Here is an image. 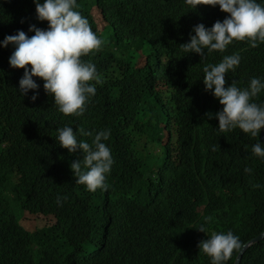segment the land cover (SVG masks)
<instances>
[{
  "label": "trees",
  "instance_id": "16d2710c",
  "mask_svg": "<svg viewBox=\"0 0 264 264\" xmlns=\"http://www.w3.org/2000/svg\"><path fill=\"white\" fill-rule=\"evenodd\" d=\"M77 4L105 43L82 57L97 64L103 83L84 115L73 117L58 110L38 77H33L38 90L20 94L24 70L10 66L15 47H4V38L18 31L31 37V25L47 30L48 22L37 18L34 0H0V246L7 247L0 249V264H211L198 245L213 232L231 231L245 244L258 237L264 232V158L255 156L252 146L264 144L263 129L256 138L238 128L219 131V121L205 113L223 106L205 91L203 68L238 54L240 64L226 80L246 88L252 78L264 80V43L252 48L234 41L201 60L183 52V39L170 38L168 44L167 33L176 29L186 36L201 23L211 28L228 16L219 5ZM117 72L114 79L111 73ZM254 101L264 104V90ZM64 126L91 131L92 137H77L90 144L99 131L112 133L115 166L108 190L97 197L76 183L70 165L83 153L59 145L58 129ZM147 161L158 179L149 178ZM58 196L68 198L62 206ZM201 225L206 233L196 230ZM43 234H52L54 242L44 252L32 246ZM237 255L226 264H235ZM241 264H264V239L246 250Z\"/></svg>",
  "mask_w": 264,
  "mask_h": 264
},
{
  "label": "clouds",
  "instance_id": "9594fccd",
  "mask_svg": "<svg viewBox=\"0 0 264 264\" xmlns=\"http://www.w3.org/2000/svg\"><path fill=\"white\" fill-rule=\"evenodd\" d=\"M34 3L37 18L47 21L48 29L31 25L29 31L35 33L33 36L29 37L24 31H18L15 35L6 36L3 41L4 47L9 44L15 47L9 58L10 66L24 70V75L19 80L20 94L24 96L29 90H38L39 85L33 79L38 77L44 81V91L54 98V103L62 114L80 117L84 115L90 99L103 83L97 64L85 62L82 57L100 51L105 41L98 38L88 19L76 10L79 7L77 0H44L43 3L34 0ZM186 3L193 9L198 5L215 8L219 5L220 10L228 16L222 22L217 20L211 28H206L202 23L197 24L192 29L194 33L189 30L186 36L176 29L169 31L167 43H170V38L177 42L183 39L180 43L183 52L197 53L202 60L213 51H226L234 41H247L252 48L257 47L258 42L264 43V0H186ZM167 60L165 56L162 59L163 63H167ZM240 60L238 54H232L224 56L215 65L204 66L205 91H210L223 106L221 111L205 115L208 119L216 118L219 121L220 132L226 133L238 128L256 138L264 130V104L256 103L254 98L264 90V80L252 78L249 86L243 89L235 81L228 84L226 75L229 71H235ZM143 64L144 59H140L138 65ZM111 75L114 79L119 76L118 72ZM155 75L159 82L162 73L157 71ZM37 98L38 91L30 99L34 102ZM78 135L92 137L93 133L83 128L74 132L72 127L64 126L58 129L57 140L70 153L82 151L83 159L73 162L70 168L76 183L86 186L85 191L88 190L90 194L97 193L94 196L97 197L108 190V180L114 170L112 166H115L112 133L110 136V130L99 131L91 144L78 140ZM174 139L176 142V138ZM213 151H216L215 146ZM252 153L264 158V144H254ZM166 160L169 162V156ZM82 164L86 170H82ZM147 165L149 178L158 179L148 161ZM244 171L250 174L252 169L246 167ZM67 199V196H58L56 202L62 206V201ZM196 230L206 233L204 225ZM51 239L52 234H43L32 246L44 252L54 243ZM246 246L231 231L226 234L213 232L210 238L200 241L198 245L200 251L211 258V264H226L234 252L239 254ZM0 249L5 252L7 247L2 245Z\"/></svg>",
  "mask_w": 264,
  "mask_h": 264
},
{
  "label": "water",
  "instance_id": "95a60500",
  "mask_svg": "<svg viewBox=\"0 0 264 264\" xmlns=\"http://www.w3.org/2000/svg\"><path fill=\"white\" fill-rule=\"evenodd\" d=\"M261 139L264 141V130L262 132V136H261ZM264 239V232L262 234H260L258 237L252 239L251 241L247 242L246 243V247L244 248V250L242 252H239L236 260H235V264H241L242 262V259H243V256H244V253L246 252V250L253 244L259 242L260 240Z\"/></svg>",
  "mask_w": 264,
  "mask_h": 264
},
{
  "label": "rangeland",
  "instance_id": "374dc122",
  "mask_svg": "<svg viewBox=\"0 0 264 264\" xmlns=\"http://www.w3.org/2000/svg\"><path fill=\"white\" fill-rule=\"evenodd\" d=\"M90 4H94L93 2H91ZM99 27L101 28V30H103V28H104V24H101V23H99ZM103 32H104V30H103ZM104 40V39H103ZM174 142H175V139H174ZM41 219H45V220H50L49 218H47V217H41ZM27 220H30L31 222H33L34 224H35V220H36V218L35 217H29Z\"/></svg>",
  "mask_w": 264,
  "mask_h": 264
}]
</instances>
